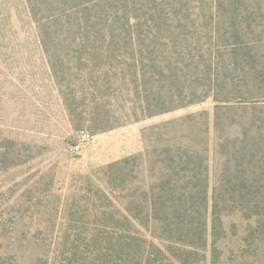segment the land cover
I'll use <instances>...</instances> for the list:
<instances>
[{
  "label": "trees",
  "instance_id": "1",
  "mask_svg": "<svg viewBox=\"0 0 264 264\" xmlns=\"http://www.w3.org/2000/svg\"><path fill=\"white\" fill-rule=\"evenodd\" d=\"M25 1L74 130L215 107L212 126L205 110L155 124L54 200L5 186L35 149L0 135V264H264V0Z\"/></svg>",
  "mask_w": 264,
  "mask_h": 264
},
{
  "label": "rangeland",
  "instance_id": "2",
  "mask_svg": "<svg viewBox=\"0 0 264 264\" xmlns=\"http://www.w3.org/2000/svg\"><path fill=\"white\" fill-rule=\"evenodd\" d=\"M3 14L7 15V23L3 30L5 39L3 34L0 35V63L3 66L0 73L7 79L3 87L7 96L0 102V135L29 142L35 149L30 164L2 177L6 187L21 182L16 196L32 186L35 191L22 197L24 200L37 201L46 193L49 200L68 198L81 174L144 150L148 144L146 134L155 124L205 110L210 113L212 126L215 102L210 98L200 105L110 131L74 130L37 44L26 1L0 0V19ZM19 79L20 83H16ZM77 145L82 147L80 152L75 151ZM29 210L39 217L44 207L35 206Z\"/></svg>",
  "mask_w": 264,
  "mask_h": 264
},
{
  "label": "built area",
  "instance_id": "3",
  "mask_svg": "<svg viewBox=\"0 0 264 264\" xmlns=\"http://www.w3.org/2000/svg\"><path fill=\"white\" fill-rule=\"evenodd\" d=\"M81 149H82V147H81L80 145H77V146L75 147V151H77V152H80Z\"/></svg>",
  "mask_w": 264,
  "mask_h": 264
}]
</instances>
